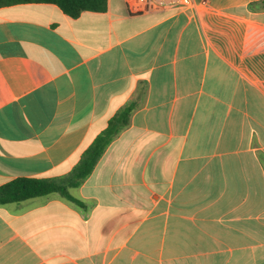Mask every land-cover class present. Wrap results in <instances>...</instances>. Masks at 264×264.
Masks as SVG:
<instances>
[{"label":"crops","instance_id":"crops-1","mask_svg":"<svg viewBox=\"0 0 264 264\" xmlns=\"http://www.w3.org/2000/svg\"><path fill=\"white\" fill-rule=\"evenodd\" d=\"M191 1L0 8V186L66 176L135 106L82 204L0 206V264H264V0Z\"/></svg>","mask_w":264,"mask_h":264},{"label":"trees","instance_id":"trees-1","mask_svg":"<svg viewBox=\"0 0 264 264\" xmlns=\"http://www.w3.org/2000/svg\"><path fill=\"white\" fill-rule=\"evenodd\" d=\"M25 3L54 4L72 18L79 17L83 12H104L108 6V0H0V8ZM134 110L135 106L131 103L118 111L66 176L51 179L18 178L0 186V206L51 194H58L66 200L82 204L72 196L71 189L79 187L92 174L106 149L130 125Z\"/></svg>","mask_w":264,"mask_h":264},{"label":"built area","instance_id":"built-area-1","mask_svg":"<svg viewBox=\"0 0 264 264\" xmlns=\"http://www.w3.org/2000/svg\"><path fill=\"white\" fill-rule=\"evenodd\" d=\"M132 15H143L171 10L182 11L191 6V0H125Z\"/></svg>","mask_w":264,"mask_h":264}]
</instances>
